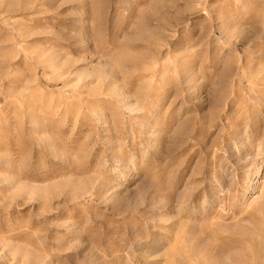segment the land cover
<instances>
[{"label":"rangeland","instance_id":"obj_1","mask_svg":"<svg viewBox=\"0 0 264 264\" xmlns=\"http://www.w3.org/2000/svg\"><path fill=\"white\" fill-rule=\"evenodd\" d=\"M0 264H264V0H0Z\"/></svg>","mask_w":264,"mask_h":264}]
</instances>
